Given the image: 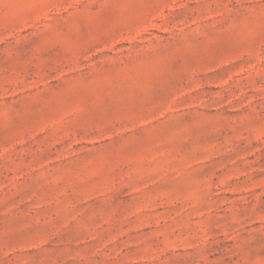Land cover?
<instances>
[{
  "label": "rangeland",
  "instance_id": "1",
  "mask_svg": "<svg viewBox=\"0 0 264 264\" xmlns=\"http://www.w3.org/2000/svg\"><path fill=\"white\" fill-rule=\"evenodd\" d=\"M0 264H264V0H0Z\"/></svg>",
  "mask_w": 264,
  "mask_h": 264
}]
</instances>
